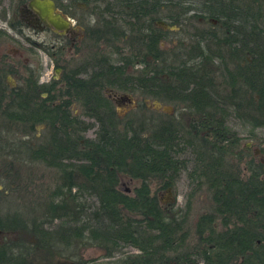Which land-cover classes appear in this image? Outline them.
I'll use <instances>...</instances> for the list:
<instances>
[{"label":"trees","instance_id":"trees-1","mask_svg":"<svg viewBox=\"0 0 264 264\" xmlns=\"http://www.w3.org/2000/svg\"><path fill=\"white\" fill-rule=\"evenodd\" d=\"M113 1L120 8L128 9L134 22H140V19L150 15L159 18L160 4L164 0ZM200 1L203 17H214L222 25L228 21L237 22L240 31L245 25L248 26L246 38L249 41L246 45L250 43V47L246 49V115L255 125H264V18L260 7L264 0ZM167 3L172 9L168 16L169 23L178 24V19L190 7H182L180 1L168 0ZM131 29L136 34L134 48L140 55L142 50L146 52L150 40L142 34L141 23L131 26ZM161 32L156 27L150 44L156 63L154 77H148L146 72L140 70L137 75L121 72L118 67L106 63L105 85L115 87L126 86L128 83L146 89L153 84L155 95L164 94L168 82L160 76L165 67V58L159 44ZM214 37L211 33L208 39L212 41ZM180 50L181 45L173 53L170 69L166 68V73L171 80L170 84L187 86L184 100L195 104L198 100L196 90L200 85L198 67L183 61ZM206 50H202L198 57L204 77L206 75L205 78H209L208 64L211 65L214 57L211 43H208ZM253 50L249 60V51ZM239 70L233 71L236 78ZM224 76L226 80L229 79L227 74ZM144 93H148L147 90ZM100 98L101 101L96 100L97 103L81 107L83 115L89 116L98 125L95 137H81V143L80 137L73 139L75 159L86 160L76 164L75 171L85 181L81 179L74 185L68 184L70 171L61 161L54 162L57 157L61 159L62 153L65 154L70 148L68 126L73 128L74 133L83 131L77 128L80 122L77 115L70 119L66 110L55 109L51 118H45L52 148L55 155H58L52 156L54 161L50 159L48 164L62 175L64 183L57 185L45 197L48 202L39 209V216L44 217L43 220L38 221L34 216L26 220L14 210L0 216V229L21 230L32 236L0 241V264H52V258L56 255L65 260H73L72 264H85L74 260L77 258L78 246L103 248L105 257L111 258L109 264H264L262 163H248L246 186L243 182H234L229 188L217 185V168L227 165L224 154L228 150L217 144L220 140L214 141L205 136L200 140L193 133V128L183 125L177 128V124L159 119L150 138H141L142 126H139V130L134 124L130 125L129 121L120 122L111 101ZM204 110L210 111L212 108ZM23 111L19 101L16 102L9 111L8 120L14 125H26L31 131L35 123L40 122L34 117L36 109L29 110L32 118L26 124L19 114ZM7 146H10L8 153L11 154L23 152L26 148L33 161H39L34 145L26 146L25 142L23 144L16 139L11 142L8 140ZM186 149L194 154L191 159L182 158ZM0 152L7 153L3 145H0ZM188 161L193 162L187 172L190 183L195 187L192 190L204 186L211 192L213 204L210 212L202 213L197 218L194 229L196 240L190 247L187 246V212H175L171 207L162 205L151 188L154 180L162 182V188L170 187L177 175L188 169ZM9 167L14 170V162ZM119 175L138 179L139 183L131 192H126L118 186ZM72 189L94 196L96 206L89 211L77 196L71 194ZM5 200L6 196L0 192V203ZM9 204L10 201L8 208ZM84 215L88 216L87 223L83 219ZM56 219L63 220L66 225L56 229L44 227L45 223ZM127 247L135 251H124Z\"/></svg>","mask_w":264,"mask_h":264},{"label":"flooded vegetation","instance_id":"flooded-vegetation-1","mask_svg":"<svg viewBox=\"0 0 264 264\" xmlns=\"http://www.w3.org/2000/svg\"><path fill=\"white\" fill-rule=\"evenodd\" d=\"M54 5L53 14L56 20L59 21L57 27L52 25L46 17H42L40 12L29 5L30 0H22L18 7V19L15 21H6L7 26L10 27L14 32L20 35V38L30 41L31 46L28 50L32 51V57H23V53L19 52L15 55V60L11 61L8 56H0V117L5 125H9L8 114L9 109L19 101L20 108L24 111L19 113L23 122L26 124L32 118L29 110L36 109L34 114L35 119L40 122L35 123L36 129L42 127L44 134L43 137L32 136L30 129L24 125V142L26 145H34L36 152H38L39 161L38 163L44 167L54 169L49 163V160L56 153L52 148V141L49 128L45 124V118H51L54 115L55 109L66 110L70 119H73L75 114H72L71 109L75 106L78 108L90 106L91 103H97L103 99L111 101L112 106L115 108V101H120L122 104H130L129 110L136 108L137 105L131 103L127 93L141 90L144 92L147 90L148 94L155 96L153 84H150L146 89L128 84L126 86L115 85V87H108L105 85V68L104 65L109 63L118 67L121 72L129 73V68L133 65H138L139 70L146 72L148 77H154L156 63L153 58V47L150 46L155 35L156 27L161 29L159 35V44L165 46L167 42L166 34L167 31L162 26L153 25L150 22L142 23L143 31L142 34L146 36L148 42V49L146 52L142 50L141 54L138 55L137 49L134 48L136 45V34L130 39L125 38L126 34L124 30H114L111 36H107L109 33L105 28V18L99 17L94 11L97 9V5L91 6V2H97L100 0H52ZM2 0H0L1 4ZM169 5V3H167ZM163 4H160V10L164 9ZM261 7V16L264 18V3ZM96 14L94 22H91V17ZM169 16V14H168ZM2 17L5 18L3 15ZM154 19V17H151ZM179 19H182L181 17ZM178 19V21H179ZM184 20H180L177 27L181 28L186 26L187 23ZM126 23H129L126 20ZM200 23L211 25V31L200 30L193 31L190 34L192 39V46L185 47V40H181V58L183 61H189V63L195 64L198 67L199 86L197 87L196 93L198 100L195 104L185 101L184 94L187 90L185 85H173L170 84V78L168 73H163L165 80L168 82L167 90L163 95L170 102L174 101L180 107L189 109L188 113L191 116V123L186 125L193 128V133L201 140L204 136L221 142L217 143L220 146L226 147L228 150L225 152V156H234V148L236 137L235 134L229 132L227 128V120L233 108H244V114L246 115V43L249 41L246 38V25L240 31L237 22L228 21L224 25L220 24L217 19L210 17H201ZM172 26L173 24L170 23ZM30 28L36 33L51 32L56 38L47 41L46 39L31 40V36L26 34L22 27ZM175 26V25H174ZM147 28V29H145ZM145 29V30H144ZM171 30V28H170ZM166 33V34H165ZM215 37L212 41L208 39L210 34ZM0 36L2 38H14L12 37L6 28L0 27ZM125 38L124 44L121 46L118 53V57L114 59L116 63L111 62V56L106 53V46L113 45L117 41ZM135 37V38H134ZM15 39V38H14ZM17 40V39H16ZM179 42V41H178ZM177 42V44H178ZM111 43V44H110ZM211 43V48L214 57L210 67L209 78H205L203 70L200 68L198 55L205 52L206 46ZM174 45L173 48L164 49L163 55L165 58L164 66L170 69L171 59L173 53L179 45ZM218 44H222L221 47ZM117 48V46H116ZM134 50V53H128V51ZM144 49V48H143ZM41 51L47 58L44 60ZM249 60V56L247 57ZM50 64V68L54 69L48 78H45L47 73L45 72L46 66ZM240 70H239V69ZM239 70L236 75L233 71ZM22 75V84L15 86L9 84L7 78L10 74L14 76ZM229 73L231 74L229 77ZM227 74L229 79L224 76ZM243 77H240L241 75ZM162 77V76H161ZM229 81V84H228ZM7 82V84L5 83ZM125 88L126 90H123ZM115 90V93L112 92ZM120 91L122 96H117ZM93 92V93H92ZM106 92H109L110 96ZM206 95H204V94ZM121 99H119V98ZM127 99V101H125ZM205 99V100H204ZM97 100V101H96ZM176 100V101H175ZM211 107L212 110H204L205 108ZM171 112V109L169 110ZM237 113V112H236ZM83 114V113H82ZM210 114V116H209ZM238 114V113H237ZM240 115V114H239ZM79 125L77 128L83 130L81 133H74L73 128H67V136L70 140V148L63 154L61 159L58 157L52 161H61L65 164L67 170L70 171V178L68 184L74 185L79 183L81 179L84 180L83 176L75 171V165L83 161L76 160L74 155V138L80 137L79 143L82 142V138L92 139L86 134L92 125L95 123L89 118V116L83 115L77 116ZM127 117V116H126ZM153 116H147L146 121L148 125L151 124ZM126 121L129 123L133 122V118H127ZM177 124V123H175ZM179 125H182L178 121ZM185 125V126H186ZM96 135V132H95ZM32 137L34 140H32ZM82 137V138H81ZM95 137V136H94ZM29 138V139H28ZM141 138H150L149 132L141 131ZM181 138V137H180ZM27 139V140H25ZM0 145L4 148L8 145L6 137H2ZM255 155V154H254ZM261 159H264L262 151L258 153ZM58 156V155H55ZM50 157V158H49ZM264 164V162H261ZM220 170L222 172L220 173ZM55 170V169H54ZM180 175V174H179ZM179 175L175 178L178 179ZM119 175V182H120ZM217 185L221 184L225 188H229L234 182H243L246 186V165L242 172L240 169L234 168L233 165H225L217 168L216 178ZM85 181V180H84ZM174 181V182H175ZM173 182V183H174ZM119 186V183H118ZM120 188V187H119ZM74 191V192H72ZM72 195L79 197L80 195H89L86 192L80 193L76 189H72Z\"/></svg>","mask_w":264,"mask_h":264},{"label":"rangeland","instance_id":"rangeland-1","mask_svg":"<svg viewBox=\"0 0 264 264\" xmlns=\"http://www.w3.org/2000/svg\"><path fill=\"white\" fill-rule=\"evenodd\" d=\"M21 1L22 0H2L0 4V27L3 26V28H6L9 34L15 38H2L0 36V56L7 55L8 58L11 59V61L15 60V55H18L19 52L23 53V57H27L30 59L34 58L31 55L33 50H28L30 49L28 47L31 46L30 41L20 38V35L14 32L10 27H8L6 23V21L13 22L18 19V7ZM172 1H180L182 7H190L187 10L186 14L182 17V19H179V21L184 20L183 24L184 22H186V26L179 28L176 26L178 24H173L172 26L170 25L168 14L172 12V9L170 8V5L167 4L168 0H164L165 6L163 7L164 9L159 11V18H155L153 15H150L146 18L143 17L142 19H140V22H134L133 18L130 17L128 9L120 8L118 5H115V1L113 0H100L97 2H91L90 4L91 6L96 4L97 9H95L94 11L99 17L103 16L105 18V22H108L106 23L107 25L105 24V28L109 33L107 36H111L114 30L119 29L124 30L126 34L125 38L130 39L135 34L131 29V26H137L140 23L142 24L146 21H151L153 25L162 26L164 29L169 30L167 31V34L165 33L167 42L165 43V46L160 45L161 48H173V46L176 45L178 41L179 42L177 45L180 46V39L185 40L184 42H186L184 48L192 46L194 42H192L190 34H192L194 30L200 31L204 28V30L211 31V25L200 23V18L203 17L201 15V1ZM96 14L92 15L91 22H94L95 18L97 17ZM3 15L5 16V18L2 17ZM152 16L154 17V19L151 18ZM126 20L129 23H126ZM237 24L239 25V23ZM22 28L26 34H29L31 36V40L39 41L41 39H46L47 41H50L56 38V36L51 32L35 34V32L30 28H26L24 26ZM247 31H249L248 26L246 27V32ZM125 38L122 36V39L114 43V46L111 43V45L106 46V53L111 56L112 63H116L114 59L118 57L117 51H119L120 44L122 46L124 44V41H126ZM218 45L219 46L217 47L219 48L222 44ZM249 47L250 43L249 45H246V49L248 50ZM163 48L161 50L164 52ZM131 52H133V49L132 51H128L129 54ZM252 52H254V50L249 51V57H251V54H253ZM39 54L42 55L44 60L47 58L44 54L41 53V51H39ZM185 57L186 56H184V58ZM50 67V64L46 66L45 72L47 73V75L45 76V78H48L51 75L50 73L54 71V69ZM138 71V65H133L131 66V68H129V73H131L132 75H137ZM164 72H166V67H163V72L162 70L160 72V76H162V78H164ZM21 77L22 75H20L19 71L18 76L10 74L7 80L9 84H13L18 87L22 84ZM5 83L7 84V82ZM112 92L115 93V90L112 89ZM106 93L110 96L109 92ZM116 93H118L117 96L121 94L120 91H116ZM127 95L129 96L131 103L137 105V107L129 110L128 107L130 104L124 105L120 101H115V110L120 122H125L127 118H133V122L130 125L134 124L135 128L137 129L140 128L139 126H142V131L144 130V132L149 133L155 130V124L158 119L169 121L172 124H178V121H180L183 126H185L189 122L191 123L192 118L188 113L189 109L180 107V105L176 104L174 101L170 102L160 93L152 96L151 94L144 93L141 90H138L135 92H129L127 93ZM125 101H127V99ZM156 102L161 106H170L171 112L156 108ZM71 111L72 114L81 117L83 116L81 108H78L77 106L73 107ZM232 111H234V113H231L232 116H229V120H227L226 125L229 129V132L234 133L237 139L234 148L235 154L233 157L230 155L228 157L226 156L224 159L228 165H233L234 168L240 169L242 172L244 166L246 165L247 167L249 162L255 164L260 161V156L254 155L255 149L261 150L264 157V125H255L254 121H252L251 119L249 120V117L244 114V108H239V110L237 108H233ZM147 116H153L151 125H148V121H146ZM89 122L93 123V120L89 119ZM187 125L186 127H189ZM97 126L98 125L94 123L91 129L86 132V134L91 138H94ZM23 128L24 127L21 125H14L11 123L9 125H5L2 121V118L0 117V141L2 140V137H6L10 142L17 139L18 142L22 141V143L24 144ZM42 129V127H38L36 129V127L34 126L31 130V135L43 137L44 131ZM32 140H34L33 137ZM9 147L10 146L6 147L7 153L0 154V192L1 194L4 193V195L6 196V200L0 203V216L3 217V215H5L7 211L14 210L21 214L23 218L25 217L26 220H28L32 216H34L38 221L41 219L43 220L44 217L39 216V209L42 207V205L48 202V199H45V197L51 194V192L57 185L64 183L62 175L54 169L44 167L37 161H33V157L30 156V152L26 151L25 147L23 152L21 151L20 153L16 154L8 153ZM181 156L184 159H191L194 154L186 149ZM11 162H14V170H11L12 168L9 167ZM186 164L188 169L184 172H181L178 179L170 187L162 188V182H160L159 180H154L151 182V188L152 192L156 194L160 199L162 205L171 207V209H173L175 212H187V227L189 230V239L187 242V246L190 247L194 245L196 240L194 229L197 218L202 213L210 212L213 208V204L211 200V192H209L204 186L199 190H192V188L195 187L194 184L190 183L187 172H189V169L193 166V162L188 161L186 162ZM261 169L264 170L263 163ZM247 173L249 172L246 169V174ZM262 175L264 176V174ZM138 183V179L136 180L126 175H121L119 187L126 192H131L132 189L138 185ZM78 200L80 203L86 206L89 211L97 204L96 198L91 195H80L78 197ZM8 201H10L9 208L7 206ZM86 212H88V210ZM87 217L88 216L86 215L83 216V219H86V223L88 222ZM44 225V227L48 229H56L66 224L63 220L56 219L45 223ZM21 236L32 237L29 233L23 232L21 230H12L8 228L0 229V241L2 242L14 238L16 239ZM124 251L133 252L135 250L131 247H127L124 248ZM76 253L77 258L74 260L82 261L85 264H109L111 260V258L105 257V250L98 246H78L76 249ZM115 255H117V253ZM72 262L73 260H65L63 257L57 255L53 256L52 258V264H72Z\"/></svg>","mask_w":264,"mask_h":264},{"label":"water","instance_id":"water-1","mask_svg":"<svg viewBox=\"0 0 264 264\" xmlns=\"http://www.w3.org/2000/svg\"><path fill=\"white\" fill-rule=\"evenodd\" d=\"M29 5L31 7H35V9H37L40 12V15L44 18L46 17V19L52 25H55L57 27H61L60 25H58L59 21L56 20V17L53 14V8H54L55 4L53 3L52 0H30ZM155 107L158 109H161L163 111H169L171 109L170 106H161L157 102L155 103ZM259 152H260L259 149L254 150L255 155H258ZM261 162H264V159H261Z\"/></svg>","mask_w":264,"mask_h":264}]
</instances>
